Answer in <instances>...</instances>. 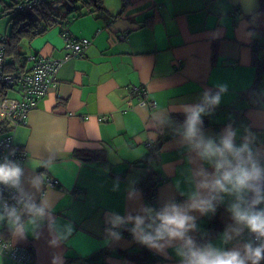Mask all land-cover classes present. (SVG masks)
I'll use <instances>...</instances> for the list:
<instances>
[{
	"label": "crops",
	"instance_id": "1",
	"mask_svg": "<svg viewBox=\"0 0 264 264\" xmlns=\"http://www.w3.org/2000/svg\"><path fill=\"white\" fill-rule=\"evenodd\" d=\"M11 2L0 0V13ZM104 5L105 12L73 16L65 26L21 40L23 53L56 58L66 51L63 29L90 43L61 63L55 85L13 131L14 145L25 152L20 194L36 209L18 222L1 221L0 234L5 230L11 242L27 246L33 264H184L178 255L187 251L184 240L165 238L150 247L134 238L135 222L127 220L139 215L148 223L142 209L154 215L175 205L194 218L185 239L243 255L251 233L229 211L239 201L202 187L212 184L217 169L215 158L203 156L196 145L201 138L219 144L231 126L234 144H247L264 173V15L258 0H104ZM132 83L145 87L155 105L140 106L129 97ZM213 88L221 95L219 105L206 107L198 137L186 138V108L204 106ZM101 148L103 159L74 153ZM150 174L157 180L154 206L141 189ZM49 175L59 186L44 185ZM260 187L264 197V180ZM213 194L214 212L191 209ZM251 198V192L244 194L249 203ZM114 214L125 224L113 228ZM121 226L131 235L118 232ZM106 229L122 238L115 240ZM142 247L149 254L145 263L121 253ZM0 264L21 263L0 255Z\"/></svg>",
	"mask_w": 264,
	"mask_h": 264
},
{
	"label": "clouds",
	"instance_id": "2",
	"mask_svg": "<svg viewBox=\"0 0 264 264\" xmlns=\"http://www.w3.org/2000/svg\"><path fill=\"white\" fill-rule=\"evenodd\" d=\"M225 89L221 87L220 91ZM221 95H211L205 93L203 104L194 107L186 108L188 113L186 120V138L194 139L198 137L200 131L199 125L202 124L201 114L205 112L206 107L219 105ZM235 131L228 126L225 134L220 138L219 144H215L211 139L206 143L203 139L196 145L203 147L202 155L207 158H215V167L217 171L213 174L211 185H202L209 188L211 193H228L235 195L239 201L231 205L229 211L233 214V219L244 225L245 228L252 234H255L257 240L264 239V208H259L258 205L264 203V197L261 196V181L264 180V173L258 160H253L251 150L247 144L237 147L234 144ZM72 142L69 141V144ZM23 170L16 163L5 158L3 163H0V184L10 187H19ZM251 192L253 198L250 203L244 199V194ZM216 195L213 194L210 198H201L194 202L191 209L198 210L202 214L214 212L215 207L213 201L216 200ZM245 205L241 207V205ZM35 208V204L30 206ZM149 214V221L145 223L141 216L129 215L128 221H134L135 227L130 229L134 238L145 245L155 247V242L161 239H181L185 241L187 251H178V255L186 262V264H260L264 260V242L253 246L251 241L243 245V255L238 250H219L207 245L203 248L196 247L191 238L185 239V233L194 228L192 223L194 218L187 215L179 207L172 206L170 209L165 208L163 211L152 214L151 209H142ZM15 218V221H20L21 217L17 215L15 208L9 213ZM125 224V220L118 214H114L111 218L113 228ZM71 230V229H69ZM19 231V228H17ZM111 237L115 240H120L122 237L119 233L106 229ZM227 234H225V241ZM52 243H56L55 240Z\"/></svg>",
	"mask_w": 264,
	"mask_h": 264
},
{
	"label": "built area",
	"instance_id": "3",
	"mask_svg": "<svg viewBox=\"0 0 264 264\" xmlns=\"http://www.w3.org/2000/svg\"><path fill=\"white\" fill-rule=\"evenodd\" d=\"M42 1L44 0H12V3H14L15 12H18ZM48 1L52 5L57 4L54 0ZM121 1L123 4L130 2V0ZM62 35L64 47L66 48L63 57L56 58L31 53L27 55V60L30 63L23 68L14 70L7 69V65L4 62V40L6 35L2 34L0 36V115L1 119L6 122L5 129L0 134V163H3L5 158H7L22 168L25 152L14 145L13 131L18 125L26 122L28 112L37 107L49 88L55 85L57 70L61 63L70 56L80 54L90 43V39L87 37L77 38L64 33ZM6 88H16L19 98L7 97ZM127 94L129 97H135L137 104L140 106L155 105V100L148 98L147 91L142 85L130 84L127 86ZM210 94L216 95L217 90L211 89ZM163 179L164 177L160 178V180ZM44 185L56 187L59 186V181L49 175L44 178ZM32 204L35 203L28 202L21 196L20 185L17 188L0 184V215L15 221V218L9 215L12 209L15 208L17 215L23 219L36 209V204L35 208L30 207ZM118 232H126L131 235V232L125 226L118 228ZM251 239L253 244L259 241L256 239L255 234L252 233ZM0 255L9 257L21 264H33V256L27 246L13 243L1 234ZM184 264H186L185 261Z\"/></svg>",
	"mask_w": 264,
	"mask_h": 264
},
{
	"label": "trees",
	"instance_id": "4",
	"mask_svg": "<svg viewBox=\"0 0 264 264\" xmlns=\"http://www.w3.org/2000/svg\"><path fill=\"white\" fill-rule=\"evenodd\" d=\"M54 1L57 2L56 5H52V3H50L48 0H44L32 5L30 8H26L18 12H15L14 3L12 2L4 8L5 14H9L10 18L13 20L12 28L7 35L5 34L6 39L4 40V62L7 65V69L14 70L23 68L25 66V63L28 61L27 55L29 54L23 53L20 50V43L22 39L26 38L28 40H31L33 39V37L37 36V34L42 33L48 27L56 24L65 26L73 16H79L81 14L94 12L102 13L106 11L104 0ZM258 2L259 12L264 15V0H258ZM262 22L264 23V19ZM63 33L71 35L66 29L62 30L61 34ZM71 36L75 37L73 35ZM259 70L260 69L257 68V74L260 72ZM5 123V120L0 119V131H3L5 129ZM74 153L78 156H85L89 159H103L105 157L103 148L88 150L76 149ZM156 184L157 180L155 174H150L145 182L141 184L143 194L146 197L148 204L151 206L155 205ZM2 234L5 238L7 237V234H5V230L2 231ZM209 234L212 235V231H209ZM209 234H207V236H205L203 239L205 240V243L210 236ZM256 245L257 244L254 243L253 246ZM121 253L125 257L129 256L134 258L138 263H145L149 259V254L144 247L133 251L124 250ZM261 262L264 263V260H262Z\"/></svg>",
	"mask_w": 264,
	"mask_h": 264
},
{
	"label": "rangeland",
	"instance_id": "5",
	"mask_svg": "<svg viewBox=\"0 0 264 264\" xmlns=\"http://www.w3.org/2000/svg\"><path fill=\"white\" fill-rule=\"evenodd\" d=\"M4 1L8 2V0H4ZM12 22H13V20L10 18L9 14L0 13V36L4 33L8 34L10 32V29L12 28ZM6 90H7L6 91L7 97H12V98H16V99L19 98V93H18L16 88H13V89L6 88ZM0 119H1V115H0ZM1 133H2V131H0V134ZM0 220L3 222L13 221L11 219L4 217L3 215H0Z\"/></svg>",
	"mask_w": 264,
	"mask_h": 264
}]
</instances>
